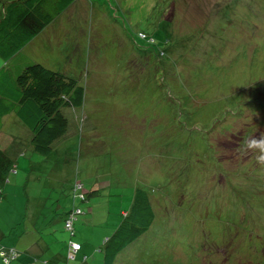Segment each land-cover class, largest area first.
Segmentation results:
<instances>
[{"label": "rangeland", "instance_id": "1", "mask_svg": "<svg viewBox=\"0 0 264 264\" xmlns=\"http://www.w3.org/2000/svg\"><path fill=\"white\" fill-rule=\"evenodd\" d=\"M22 51L13 75L38 62L85 88L83 105L62 108L67 129L48 156L14 113L2 120L18 167L7 190L36 212L30 235L81 207L74 240L102 264L141 188L154 221L114 264H264V0H77ZM238 147L254 163L247 188L232 173ZM76 183L98 194L76 199Z\"/></svg>", "mask_w": 264, "mask_h": 264}, {"label": "trees", "instance_id": "2", "mask_svg": "<svg viewBox=\"0 0 264 264\" xmlns=\"http://www.w3.org/2000/svg\"><path fill=\"white\" fill-rule=\"evenodd\" d=\"M76 1L12 0L8 4L4 3L2 5L0 55L4 58L6 64L0 70V77H2L0 78V133L2 132L3 118L8 114L14 113L30 132L32 148L43 156H48L52 153L56 138L66 132L67 121L62 108L83 105L85 88L75 78L48 68L42 63H24L25 65L20 66L19 72L15 73V75L11 73L10 66L12 62L19 65L20 63L17 61L23 52V46L42 32L59 14ZM139 35L152 44L155 43V39L146 32L140 31ZM249 138H247L248 144ZM245 140L246 138L242 142H246ZM242 142L238 143L239 147L240 145H247V143ZM220 150L221 156L225 158V155L222 154V147H220ZM238 150L240 154L233 153L231 155L232 157L238 155V158H240V160L237 158L233 159L235 169L232 170V173L236 179H240L238 182L241 181L237 184L241 185V187H246V181L251 178L249 177L251 174L250 165L254 163L253 160L251 161V156L247 158V161H244L245 153L240 148ZM230 165H232V162H230ZM13 172H18L17 161L0 147V202L3 200L5 189L7 190L8 188L7 185L12 186L7 184V182L10 181V175ZM259 172L264 178V169ZM253 185L257 187L256 184ZM83 189L82 185L76 183L74 186V198L87 201L93 195L98 194L96 189L91 191H83ZM234 189L238 191L236 187ZM7 191L11 193L10 198L12 200H4L0 205L1 210L4 203L5 209L2 210L4 213L1 216H4V219L7 220L5 222L8 226L7 231H3L6 227L0 226V263L14 264L21 257L26 256L29 259L27 264H57L56 262L52 263L47 259H42L38 255L32 254L31 251L21 250L16 246L7 244L12 238L18 237L19 235L17 234H23L27 231L29 222L31 223V220L36 215V212H33L30 220L31 209L28 199L24 198V194L21 195L25 200H22L23 203L19 206V200L17 199L18 190L9 188ZM259 192L262 194V189ZM16 203H18V206H16ZM52 203L49 209L50 212L54 211ZM59 205H61L60 202ZM65 211L61 219H56V217L53 219V233H50L49 236L38 235L36 237L56 246L58 253L62 252L64 264H71V261L77 260L78 257L79 260L76 262L79 263L77 264H88L89 254L96 252L88 245L86 247V245L74 240L76 235L75 222L79 218L78 216L83 213V209L76 207L67 208ZM154 218L155 212L147 191L138 188L130 210L125 211L120 225L99 247L102 248L101 250L104 253L102 264H114L118 254L146 232ZM65 230L69 233L68 241L64 236L58 237L59 231L63 233ZM14 234L17 236H14ZM75 245H79V248H75Z\"/></svg>", "mask_w": 264, "mask_h": 264}, {"label": "crops", "instance_id": "3", "mask_svg": "<svg viewBox=\"0 0 264 264\" xmlns=\"http://www.w3.org/2000/svg\"><path fill=\"white\" fill-rule=\"evenodd\" d=\"M10 195L11 193H9L5 189L3 200L5 201L9 199L12 200V198H10ZM16 206H18V203H16ZM17 235L19 236L14 239L12 238V240L7 243L9 246H16L21 250L31 251L32 254L38 255L42 259H47L52 263L56 262L57 264H64L62 252L59 254L58 248L56 246L44 242V239H39L36 236L30 235L29 227L28 230L25 231L23 234H17ZM17 235L14 234V236ZM27 260L29 259L26 256H23L14 264H27Z\"/></svg>", "mask_w": 264, "mask_h": 264}, {"label": "built area", "instance_id": "4", "mask_svg": "<svg viewBox=\"0 0 264 264\" xmlns=\"http://www.w3.org/2000/svg\"><path fill=\"white\" fill-rule=\"evenodd\" d=\"M75 248H79V245H75Z\"/></svg>", "mask_w": 264, "mask_h": 264}]
</instances>
